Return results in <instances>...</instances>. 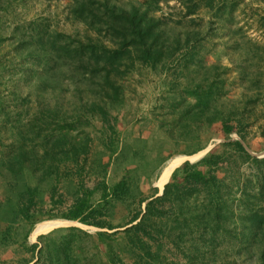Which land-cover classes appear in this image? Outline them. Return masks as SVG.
I'll return each mask as SVG.
<instances>
[{
    "label": "trees",
    "instance_id": "16d2710c",
    "mask_svg": "<svg viewBox=\"0 0 264 264\" xmlns=\"http://www.w3.org/2000/svg\"><path fill=\"white\" fill-rule=\"evenodd\" d=\"M12 1L0 0V248L12 242L25 256L0 264H264V157L249 143L257 126L264 143V90L250 78V62L237 72L241 87L251 85L243 99L231 98V69L200 57L209 32L196 26L175 32L157 16L172 0H69L68 17L85 27L83 36L48 18L12 21L6 35L1 22ZM177 1L186 17L207 10L217 22L234 20L244 2ZM258 50L264 61L263 44L245 43L246 63ZM142 68L170 81L157 104L161 137L123 142L113 113L127 103L125 82ZM93 120L109 161L90 158L94 140L86 129ZM216 125L223 141L199 161L182 163L157 196L151 179L173 156L168 145L195 155L216 138ZM119 170L121 178L110 184ZM88 179H95L92 187ZM65 184L74 187L72 204L50 219L98 231L60 227L30 244L36 222L27 223L45 213L46 201L64 203Z\"/></svg>",
    "mask_w": 264,
    "mask_h": 264
},
{
    "label": "rangeland",
    "instance_id": "374dc122",
    "mask_svg": "<svg viewBox=\"0 0 264 264\" xmlns=\"http://www.w3.org/2000/svg\"><path fill=\"white\" fill-rule=\"evenodd\" d=\"M115 1L123 3H137L142 2L143 0ZM68 6L69 0H13L10 12L6 14H4L5 12L3 13L5 19H2L1 26L5 34L8 35L11 32L9 24L12 21L15 22L16 26L17 24H23L32 20L48 18L51 24L57 29L68 34L83 36L85 34V27L82 24L75 23L69 19ZM161 6L162 11L159 12L157 16H160L166 19L167 22L172 23L174 25L175 32L185 33L195 26L197 28H201L204 33L209 32L210 36L203 42L200 57L205 60L207 65L218 64L231 69L227 84V89L231 98L243 99L244 97L241 95L245 92V90H248L247 87L251 85V82L248 81L241 87V82H239L237 72V70H240L242 66L247 65L249 62L251 65V68H249V72L251 73L250 78L255 81L260 80V85H262L264 90V61L261 60L263 53L259 50L256 51L254 58L252 60L250 59L246 63L245 60H247L249 56L246 58L244 52L245 43L249 40L252 45L253 43L264 45V25H262L263 23L261 22V18L264 16V0H244L234 13V20H219L218 22L212 18L211 13L207 10H201L194 17H186L184 7L177 0L163 2ZM190 18H195L194 20L197 24L193 22L191 23ZM261 73L262 75H260L259 79H257L255 76ZM168 75L170 79H173L171 72L167 73L165 76ZM163 79L164 73L158 74L157 72L146 68L134 71L133 74L129 76L128 80L125 82V86L128 91L127 103L121 111L113 113V115H117L119 117V122L117 123L116 128L120 134L121 141L131 142L136 138H146L149 136H154L159 140L161 133L158 130V125L159 122H161L162 111L157 110V104L161 93L167 89V83L170 82L163 81ZM183 81L186 83L185 79H183ZM251 95L254 94L251 93ZM262 95L264 97V91ZM36 108L37 105L34 103L31 107L32 113L35 112ZM86 130L94 140V143L92 144L93 153L90 158H95L96 154L97 159L103 158V161H109V154L104 147H102L101 142L99 141L104 134L102 129H100V122H94L93 120V125L88 127ZM214 131L216 132V138L212 139L206 149L203 150L207 151V153L224 139V134L222 133L219 125L214 127ZM249 133V143L252 147V153L258 155L259 157H264V143L259 134L258 126L252 127ZM209 134L211 133H208V135ZM234 138H237V136L234 135ZM184 149L185 145H181L178 150L179 152L177 153V150L175 151L171 145H168L166 153L172 154L173 156L169 158L153 175L151 179L153 187L155 186L156 188L162 189L159 186V179L162 173L167 167L173 165L177 160L182 159L180 163H176L174 165L171 175L173 171L186 160L197 162L207 154L206 153L204 155L203 153H197L192 156H187L180 153L181 151L183 152ZM88 165H92L90 161L88 162ZM121 176L122 171L120 170L116 173L112 172L108 177V182L112 184L118 181ZM94 180L95 179H88L87 185L92 187L95 182ZM2 191V183L0 182V196ZM73 191L74 187L72 185H63L61 193L64 197V203L55 207L51 205L49 201H46V204L44 205L45 207L43 208L45 213H38L36 216H33L30 223H27V226L29 227L31 224L36 222L30 234V244L36 243L40 235H45L46 233L62 226H71H69L71 223L67 220L59 218L50 219L51 217L48 216V214L50 213L52 216H57L65 213L72 204L73 198L71 194ZM143 191L147 196L152 193L147 183L143 185ZM56 222L59 224L54 225L53 223ZM44 226H46L45 228L47 229L44 228L41 232H35L37 229ZM83 229L89 231L90 233L98 231V229L93 227H86ZM23 255L25 256L17 245L12 242L9 243V247L4 249L0 248V259L2 260L13 261ZM167 256L171 260H182V257L174 252H167Z\"/></svg>",
    "mask_w": 264,
    "mask_h": 264
},
{
    "label": "bare ground",
    "instance_id": "6f19581e",
    "mask_svg": "<svg viewBox=\"0 0 264 264\" xmlns=\"http://www.w3.org/2000/svg\"><path fill=\"white\" fill-rule=\"evenodd\" d=\"M182 161V159L181 160H177L173 165H171V166H169V167H167L165 170H164V172L162 173V175H161V177H160V179H159V186L161 187V188H163V186L167 183V181H168V179H169V177H170V175H171V172H172V170H173V168H174V165L177 163H180ZM54 225H57V224H59V223H53ZM46 226H44V227H42V228H39V229H37L35 232L37 233V232H41L44 228H45ZM45 229H47V228H45ZM35 233V234H36ZM34 234V235H35Z\"/></svg>",
    "mask_w": 264,
    "mask_h": 264
},
{
    "label": "water",
    "instance_id": "95a60500",
    "mask_svg": "<svg viewBox=\"0 0 264 264\" xmlns=\"http://www.w3.org/2000/svg\"><path fill=\"white\" fill-rule=\"evenodd\" d=\"M210 149H211V148H210ZM210 149H209V150H210ZM209 150H208V151H209ZM201 153H203V154L205 155V154L207 153V151H201V152H199L198 154H201ZM254 155H255V154H254ZM186 161H187V160H186ZM188 161H189V160H188ZM192 163H194V162H192ZM167 183H168V182H167ZM167 183H166V184H167ZM166 184H165V185H166ZM154 187H155V186H154ZM159 190H160V192L158 193L157 196L162 195L163 190H164V187H163L162 189H159ZM146 203H147V202H146ZM146 203H145V204H146ZM144 206H145V205H144ZM68 222L71 223V224H69V226H70V225H71V226H79V225H80L79 227H82V228H86V227H87V226L85 227L84 225H81V224H79V223H77V222H71V221H68ZM62 227H63V226H62ZM64 227H65V226H64ZM46 234H48V233H46Z\"/></svg>",
    "mask_w": 264,
    "mask_h": 264
}]
</instances>
